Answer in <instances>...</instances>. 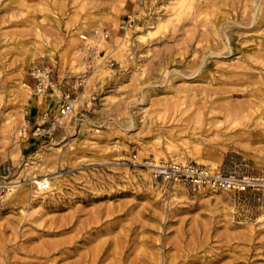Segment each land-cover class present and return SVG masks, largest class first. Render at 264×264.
<instances>
[{
    "label": "rangeland",
    "instance_id": "1",
    "mask_svg": "<svg viewBox=\"0 0 264 264\" xmlns=\"http://www.w3.org/2000/svg\"><path fill=\"white\" fill-rule=\"evenodd\" d=\"M189 160L264 175V0H0V264H71L36 249L87 217L122 264H264L232 193L153 178Z\"/></svg>",
    "mask_w": 264,
    "mask_h": 264
},
{
    "label": "built area",
    "instance_id": "2",
    "mask_svg": "<svg viewBox=\"0 0 264 264\" xmlns=\"http://www.w3.org/2000/svg\"><path fill=\"white\" fill-rule=\"evenodd\" d=\"M45 70H43L44 72ZM38 86L43 93L47 88V73L42 75ZM46 72V71H45ZM60 115H68L74 108L70 95L61 98ZM26 130V127H24ZM156 181L173 187L179 182L193 190L224 191L234 195V214L237 219L246 218L257 221L264 215V175H255L236 169L214 168L199 161H171L153 168ZM42 188H47L46 184ZM3 191L0 189V202Z\"/></svg>",
    "mask_w": 264,
    "mask_h": 264
},
{
    "label": "bare ground",
    "instance_id": "3",
    "mask_svg": "<svg viewBox=\"0 0 264 264\" xmlns=\"http://www.w3.org/2000/svg\"><path fill=\"white\" fill-rule=\"evenodd\" d=\"M204 5L205 4L201 5L200 9H202L203 8L202 6H204ZM258 11H259V9H258ZM215 14H214V16H215ZM259 15H261V14H259ZM257 17L258 16H256V18ZM87 20H88V17H85L84 20H83L82 28L87 27V25H88L87 24V22H88ZM225 20H227V19H226V16L224 15L222 18L218 19L217 21L215 20V21L217 22L218 25H221L222 22L225 21ZM214 29L216 30V28H214ZM127 34H129V33H127ZM225 34H226V36L228 38V43H230L231 35L228 32H226ZM223 36H224V34H223ZM74 38L76 40H78V41L79 40H82V39H88V37L86 35L82 34V33L76 34L74 36ZM89 41H90V39L87 42H89ZM225 43H227V42H225ZM43 70H45V69H41L40 71L43 72ZM45 71L42 73V75H45L46 74ZM258 76H260V75H258ZM24 85H25L24 86L25 89L27 90V95H28V97H27V103H28V98H30V97H32L34 95L35 89L30 84H28V83L27 84L25 83ZM37 89H38V94L40 96L44 95L41 87H39L38 85H37ZM37 89H36V91H37ZM40 99H41V97H40ZM38 100H39V97H38ZM22 106H24V105H21V107ZM203 152H204V148L198 147V149H197L198 155L203 154ZM200 161H202V160H200ZM203 162L205 163L206 161H203ZM218 164L219 163H216V162L213 163L212 162V166L214 168L218 167ZM160 165H162V164H158L156 166H160ZM175 185L178 188H180V189H183V190L186 189V187L182 183L177 182V183H175ZM18 187L19 188L21 187V184L20 183L19 184L16 183V184L9 185L8 191H11V192L13 191V193H14V191L17 190L16 188H18ZM26 196H28L26 190H20L17 193V198H24ZM92 219L87 217L86 219L79 220L78 223L75 222V221H73V220H66V221L61 220L62 221L61 222V225L62 226H65L67 224H71V226H74L77 223V226L74 227L75 234L73 235V237L70 238V239H62V240H57V241H49L48 239H47L48 241H46L44 239L45 241L42 242L41 247H38L36 249V251H37L36 253H41L42 255H44L47 258H49L51 254H54L56 252L57 253H60L61 254L60 257H63V258L64 257H70V256H73V255H77V258L71 264H101L106 259H108V258L110 259L111 256H112L113 261L110 264H122V263H125V262H123V260L127 259L129 257V255H130V253H126L125 252L124 247L121 245V242L116 238V236L112 240L111 239H102V238H101L102 240L101 239L99 240V238L102 235V230L104 228L101 227V229H97L95 231H92L90 229L87 230V228L89 226L90 227L93 226L92 225L93 223L98 222V220H96V218L94 220H92ZM262 221H264V215L260 216L259 220H257L256 223L257 222H262ZM261 227H264V224ZM67 228H65V229H67ZM253 228H254L253 226L250 227L251 230H253ZM106 229H108V228H106ZM72 230H73V228H72ZM83 230H86L87 234L84 233L85 231H83ZM108 231H106V232H108ZM60 232L61 231H59V230H56V231H54V230H51L50 231L49 230L48 231V234H57V233H60ZM252 235H253V233H252ZM97 239H98V242L96 241ZM79 240L83 241L82 242L83 245L81 243L80 244L78 243ZM95 241H96V243H94ZM111 245H113L114 247L110 248ZM141 253L143 254L144 251L141 252ZM144 254H146V253H144ZM198 258L199 257L192 258V259L191 258L190 259H186L185 262H183V263L184 264H193ZM54 259H56V258H54ZM142 259L144 260L143 257L134 256V258L131 259V262L129 263V261H128V263L129 264H136V261L142 260ZM147 259H149V258H147ZM158 259H160V257ZM158 263H160V262H158ZM169 264H178V263H176L175 261H170Z\"/></svg>",
    "mask_w": 264,
    "mask_h": 264
}]
</instances>
